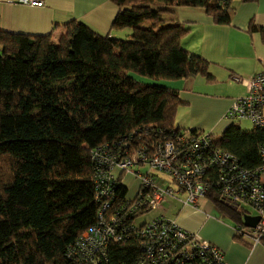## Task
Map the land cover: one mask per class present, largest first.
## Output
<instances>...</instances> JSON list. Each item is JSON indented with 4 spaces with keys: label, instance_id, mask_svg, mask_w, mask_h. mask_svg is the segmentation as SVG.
Returning a JSON list of instances; mask_svg holds the SVG:
<instances>
[{
    "label": "trees",
    "instance_id": "trees-1",
    "mask_svg": "<svg viewBox=\"0 0 264 264\" xmlns=\"http://www.w3.org/2000/svg\"><path fill=\"white\" fill-rule=\"evenodd\" d=\"M111 1L117 6L112 28L130 29L124 38L99 35L75 20L63 24L56 39L53 30L0 31V264H90L66 256L99 207L89 150L134 131L137 139L143 128L179 129L178 91L130 73L214 80L208 61L182 47L185 26L165 13L201 7L228 23L236 0ZM261 33L264 38V28ZM214 140L246 168L260 164L264 127L231 123ZM118 190L121 197L127 193L120 183ZM209 195L242 223L241 209ZM139 252L138 238L128 236L108 244L98 264H131Z\"/></svg>",
    "mask_w": 264,
    "mask_h": 264
},
{
    "label": "built area",
    "instance_id": "built-area-1",
    "mask_svg": "<svg viewBox=\"0 0 264 264\" xmlns=\"http://www.w3.org/2000/svg\"><path fill=\"white\" fill-rule=\"evenodd\" d=\"M238 80L247 93L232 100L224 118L244 119L253 127H264V67ZM196 131L143 128L137 139L134 131L91 148L93 194L99 205L96 220L67 247L66 256L76 262L98 264L106 257L108 244L135 236L140 252L131 264H228L222 250L174 219L157 216L134 224L136 216L160 208L166 196L180 193L186 194L180 199L184 204L194 205L210 193L228 202L239 201L237 209L247 203L259 220L253 227L238 223L235 235L252 246L264 245V144L259 147L260 164L249 169L235 154L217 145L211 132ZM143 166L147 170L143 171ZM152 169L167 175L175 187L161 186ZM126 175L133 176L137 187L132 196L126 193L121 197L118 184L124 185Z\"/></svg>",
    "mask_w": 264,
    "mask_h": 264
},
{
    "label": "crops",
    "instance_id": "crops-1",
    "mask_svg": "<svg viewBox=\"0 0 264 264\" xmlns=\"http://www.w3.org/2000/svg\"><path fill=\"white\" fill-rule=\"evenodd\" d=\"M232 6L228 23H218L201 7L180 6L172 13H165L171 23L185 26L187 32L181 39L182 47L207 60L208 73L214 78L207 81L203 75L196 74L161 80L162 85L178 91L180 103L175 128L207 130L218 139L229 124L239 125L235 123L237 120H226L224 113L233 99L247 93L238 78L247 79L264 67L261 33L264 0H236ZM116 13L117 6L111 0H42L40 5L22 0H0V31L35 35L53 30L56 39L63 31V24L75 20L99 35L124 38L130 29L112 28ZM251 128L252 124L244 129ZM127 176L124 185L128 191ZM130 179L134 180L133 176ZM176 200L179 206L171 219L216 245L223 251L228 264H264V245L252 246L246 239L236 236L234 228L240 222L220 208L209 194L198 198L194 205Z\"/></svg>",
    "mask_w": 264,
    "mask_h": 264
},
{
    "label": "rangeland",
    "instance_id": "rangeland-1",
    "mask_svg": "<svg viewBox=\"0 0 264 264\" xmlns=\"http://www.w3.org/2000/svg\"><path fill=\"white\" fill-rule=\"evenodd\" d=\"M154 7H156V5ZM132 75L137 77L133 73H132ZM140 80L145 82V83H148V84H154V83H157V84L161 83L162 84L161 80H153V79H150V78H143V79H140ZM176 113H177V111H176ZM175 117H176V115H175ZM235 123H238L242 128H248V127L251 126L250 121H247V120H244V119L237 120V121H235ZM203 131L204 132H209L207 130H203ZM133 169H135V167ZM141 169L143 171H145V170H147V166H143ZM151 171L158 176L157 182L161 186L170 185L172 187H175L174 183L171 181V179L167 175H165L163 173H160L158 171H155L153 169ZM130 176L131 175H128L127 179H126V182L129 184L127 194L129 196H132L134 194V192H135V189H136V187H134L136 182L133 179H130ZM185 197H186L185 193L174 194L173 196H166L164 201L162 202L160 208L151 209L149 211H146V212H143V213L139 214L138 216L135 217L134 224L140 225V224H142L144 222L150 221L151 219H153V218H155L157 216H163L165 218H170L171 219L172 216H174V212L176 211V209L179 206V203H178V201L176 199H184ZM240 208H244L246 211L251 212V213L253 212L251 207H250V205H248L247 203H241Z\"/></svg>",
    "mask_w": 264,
    "mask_h": 264
},
{
    "label": "water",
    "instance_id": "water-1",
    "mask_svg": "<svg viewBox=\"0 0 264 264\" xmlns=\"http://www.w3.org/2000/svg\"><path fill=\"white\" fill-rule=\"evenodd\" d=\"M220 202L223 203L225 206L232 210H237V207L239 205V201L235 200L233 202H228L223 199H220ZM242 222L245 226L253 227L259 220V216L255 214H250L248 212H244L242 215Z\"/></svg>",
    "mask_w": 264,
    "mask_h": 264
}]
</instances>
